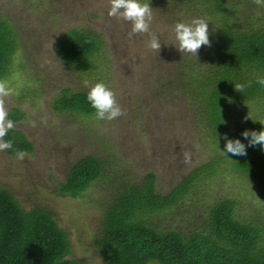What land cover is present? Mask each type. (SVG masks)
Returning a JSON list of instances; mask_svg holds the SVG:
<instances>
[{
    "label": "rangeland",
    "instance_id": "rangeland-1",
    "mask_svg": "<svg viewBox=\"0 0 264 264\" xmlns=\"http://www.w3.org/2000/svg\"><path fill=\"white\" fill-rule=\"evenodd\" d=\"M142 2L153 8L151 32L162 43L159 53L148 48L149 34L129 38L131 23L108 15L110 0H0V14L14 21L21 36L11 74L3 80L15 90L7 98V108L9 112L20 106L25 111V120L16 127L35 145L23 161L0 151V188L10 189L26 209L52 208L61 226L69 230L71 257L82 264H105L93 244L102 218L96 201L102 194L95 187L79 198L62 196L58 182L68 166L88 154L114 162L135 178L156 172L157 188L164 193L195 167L225 154L218 172L192 189L185 208L195 211L191 218L178 216L180 226L195 228L206 208L228 198L238 201L241 219L264 217V200L252 180L240 172L238 156L224 153V145L216 146L207 137L200 110L186 94L163 86L178 78V62L184 56L173 44L175 24L204 17L179 8L172 11L161 0ZM71 28L91 31L101 41L87 71L58 56V43ZM97 82L115 91L126 115L101 121L95 115L76 116L54 109L64 88L89 91ZM184 151L191 153L190 164L183 162ZM175 218L170 215L166 221L172 223Z\"/></svg>",
    "mask_w": 264,
    "mask_h": 264
},
{
    "label": "trees",
    "instance_id": "trees-1",
    "mask_svg": "<svg viewBox=\"0 0 264 264\" xmlns=\"http://www.w3.org/2000/svg\"><path fill=\"white\" fill-rule=\"evenodd\" d=\"M161 1L172 11L199 14L211 23V46H203L198 57L181 56L178 78L163 86L178 89L199 108L206 135L216 146H226L225 135L247 146L245 130H264V85L257 83L258 77H264V7L253 0ZM20 44L14 21L0 14V80L10 76ZM101 46L97 34L71 28L57 50L63 62L87 71ZM235 84L245 85L244 92H238ZM88 92L64 88L54 109L93 116ZM25 118L20 106L9 111L15 125ZM4 139L13 142V148L6 150L10 155H16V149L35 151L34 143L16 126ZM246 151V156H238L237 165L264 200V147H246ZM225 159L220 154L195 167L164 193L157 188L156 172L135 178L114 162L88 154L68 166L58 187L62 196L73 198L99 188L102 197L96 202L102 218L93 244L105 264H264V217L241 219L237 200L223 199L209 206L195 228L180 226L178 216L191 218L195 211L185 208L192 189L202 178L216 174ZM181 208L182 214H177ZM170 215L176 218L167 223ZM72 253L69 230L61 226L52 208L26 209L10 189L0 188V264H82Z\"/></svg>",
    "mask_w": 264,
    "mask_h": 264
},
{
    "label": "clouds",
    "instance_id": "clouds-1",
    "mask_svg": "<svg viewBox=\"0 0 264 264\" xmlns=\"http://www.w3.org/2000/svg\"><path fill=\"white\" fill-rule=\"evenodd\" d=\"M259 6L264 7V0H253ZM108 15L117 20H123L131 23V30L128 33L129 38L134 35L149 34L150 40L148 48L155 52H160L162 43L159 37L151 32V24L154 19L153 8L150 3L142 0H110ZM175 43H173L179 52L183 55L198 57L202 46H211L209 22L205 18H193L189 23L177 22L174 26ZM257 83L264 85V77H258ZM87 85V81H85ZM235 89L243 93L245 85L235 84ZM15 94L6 81L0 80V151L13 148L11 140H5L10 130L15 128L13 120L9 119L7 108V98ZM87 101L95 109V119L112 121L123 115H126L125 109L118 102L117 95L113 89L103 82H97L90 87L87 94ZM248 117H245L247 119ZM261 123H264L261 121ZM242 135L248 140L246 146L240 139H229L227 141L224 153H231L234 156H246V147L260 145L264 147V130L249 131L245 130ZM16 159L23 161L27 153L16 149ZM192 160L191 153L183 152V162L190 164Z\"/></svg>",
    "mask_w": 264,
    "mask_h": 264
}]
</instances>
